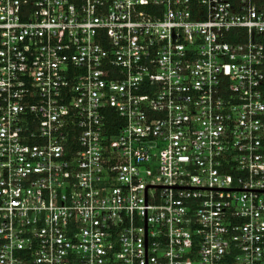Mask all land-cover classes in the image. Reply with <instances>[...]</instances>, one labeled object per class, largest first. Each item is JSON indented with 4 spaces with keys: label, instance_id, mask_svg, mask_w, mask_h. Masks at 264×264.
<instances>
[{
    "label": "built area",
    "instance_id": "obj_1",
    "mask_svg": "<svg viewBox=\"0 0 264 264\" xmlns=\"http://www.w3.org/2000/svg\"><path fill=\"white\" fill-rule=\"evenodd\" d=\"M0 264H264V0H0Z\"/></svg>",
    "mask_w": 264,
    "mask_h": 264
}]
</instances>
